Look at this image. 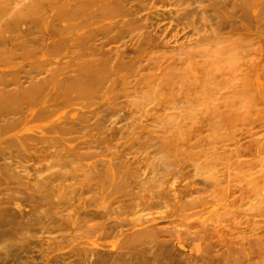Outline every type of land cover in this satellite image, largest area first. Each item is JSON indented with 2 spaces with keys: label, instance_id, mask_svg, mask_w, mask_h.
<instances>
[{
  "label": "rangeland",
  "instance_id": "374dc122",
  "mask_svg": "<svg viewBox=\"0 0 264 264\" xmlns=\"http://www.w3.org/2000/svg\"><path fill=\"white\" fill-rule=\"evenodd\" d=\"M253 189L264 0H0V264H264Z\"/></svg>",
  "mask_w": 264,
  "mask_h": 264
},
{
  "label": "bare ground",
  "instance_id": "6f19581e",
  "mask_svg": "<svg viewBox=\"0 0 264 264\" xmlns=\"http://www.w3.org/2000/svg\"><path fill=\"white\" fill-rule=\"evenodd\" d=\"M235 16V15H234ZM215 117V116H214ZM241 125H243V128H245V126H247L248 124L247 123H243V124H241ZM241 127V126H240ZM241 130H244L245 131V129H241ZM251 171V170H250ZM261 173H263L262 171H260ZM216 179V178H215ZM259 183V182H258ZM245 186L247 187L248 186V181H246V183H245ZM254 189H256V188H254ZM252 190V192L254 193V194H256V195H258V199H259V202H261V203H264V197H260V193L259 194H257L256 193V191L255 190ZM260 190V189H259ZM260 191H262V192H264V190H260ZM233 224V223H232ZM218 226V225H217ZM231 226V225H230ZM229 226V227H230ZM227 227V226H226ZM231 228V227H230ZM219 229V228H218ZM220 230V229H219ZM226 230V229H225ZM234 230V229H233ZM257 230V229H256ZM260 231H263L264 229L263 228H260L259 229ZM242 232V231H241ZM264 232V231H263ZM228 234V233H227ZM261 234V233H260ZM263 234V233H262ZM261 234V235H262ZM229 235V234H228ZM202 236V235H201ZM153 238V237H152ZM182 238V237H181ZM180 239V238H179ZM248 239V238H247ZM255 239V238H254ZM192 240V239H191ZM243 241V240H242ZM222 242V241H221ZM225 242V241H224ZM240 243V242H239ZM252 243H255V244H257V246H259L260 248H259V250L260 251H264V238H262L261 236H260V238H258L257 240H255L254 242H252ZM250 241H249V244H252ZM221 244V243H220ZM225 244V243H224ZM229 244V243H228ZM235 244V243H234ZM236 244H237V242H236ZM159 245H161L160 243H159ZM182 245V244H181ZM253 245V244H252ZM176 246V245H175ZM214 246V245H213ZM207 247H209L210 248V246H207ZM231 247V246H230ZM234 247V246H233ZM134 248V249H133ZM133 248H131L130 249V251H129V253L131 254V255H134L135 257H139V258H143L144 257V252L141 250V249H138V248H135V247H133ZM203 248V247H202ZM243 248V247H242ZM168 249V248H167ZM216 249V248H215ZM233 249V248H232ZM262 249V250H261ZM210 250H211V248L210 249H208V251L210 252ZM208 251H205V252H208ZM230 251V250H229ZM164 252V251H163ZM123 253V252H122ZM227 254H229L228 252H227ZM122 255V254H121ZM204 255V254H203ZM224 255H225V253H224ZM220 256V255H219ZM215 257V256H214ZM214 257H211L210 256V258H211V264L212 263H215L216 264V262H217V259L216 258H214ZM223 257V256H222ZM225 257V256H224ZM227 257V256H226ZM118 258V257H117ZM209 258V259H210ZM229 258H230V256H229ZM120 259L122 260V261H120L122 264H132L131 262H130V260H128V258L127 257H124V255H122V256H120ZM228 259V258H227ZM226 259V260H227ZM207 260V259H206ZM219 260V259H218ZM221 260V259H220ZM225 260V259H224ZM223 260V261H224ZM229 260V259H228ZM158 261V260H157ZM239 261V260H238ZM227 262V261H226ZM225 262V263H226ZM263 262V261H262ZM229 263V262H228ZM118 264V263H117ZM156 264V263H155ZM158 264H159V262H158ZM227 264V263H226ZM257 264V263H256Z\"/></svg>",
  "mask_w": 264,
  "mask_h": 264
}]
</instances>
